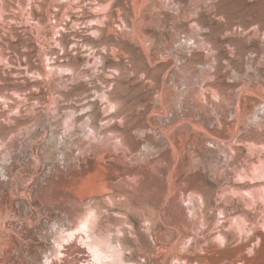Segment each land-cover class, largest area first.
<instances>
[{
  "label": "rangeland",
  "instance_id": "rangeland-1",
  "mask_svg": "<svg viewBox=\"0 0 264 264\" xmlns=\"http://www.w3.org/2000/svg\"><path fill=\"white\" fill-rule=\"evenodd\" d=\"M0 7V264H91L73 241L52 255L89 201L129 264H264L238 179L264 161V0Z\"/></svg>",
  "mask_w": 264,
  "mask_h": 264
},
{
  "label": "bare ground",
  "instance_id": "bare-ground-1",
  "mask_svg": "<svg viewBox=\"0 0 264 264\" xmlns=\"http://www.w3.org/2000/svg\"><path fill=\"white\" fill-rule=\"evenodd\" d=\"M2 13H3V10L0 7V19L2 18V15H3ZM89 22H92V20H90ZM56 31L58 32L59 29H57ZM59 46L63 50L62 45L59 44ZM47 60L50 61L51 58L48 57ZM95 62H96V60H95ZM46 67H47L46 68V71H47L46 74L47 75L53 74V73L61 74V73L67 72V71L72 72V70L68 66L50 65L48 63V65ZM37 76L41 77L42 74L38 73ZM108 106H109V108H111L113 106V103L109 100H108ZM72 114H74V113H72ZM94 134L92 136V140L93 139L97 140V138H99V137H96L97 135L95 132H94ZM94 140H93V143L95 142ZM97 143H95V144H97ZM96 163H97V161H96ZM99 168H97V169H99ZM93 179L90 181V187L99 189L97 191L96 196L100 197L102 199L101 202L104 203L106 206L112 205L113 199L109 195H106V193H105V195H102L103 191L107 188L106 187V184H107L106 180L105 181H99V179H98V181H97V179H95V180H93ZM238 179L241 181H247L250 184V187L241 191V195L243 197H245L249 201V203H254L255 201H259L262 203V205H264V161H259L258 163L252 164L249 172L247 174H239ZM81 183H82V185H79L78 189H80V188L82 189L84 180ZM94 191H95V189H94ZM92 192H93V190H92ZM75 194L76 193H74V195ZM77 195L78 194H76L75 196H77ZM77 199H78V197H77ZM77 201L79 202V200H77ZM84 205L85 206L83 208V212L80 216L77 217L76 222H75L73 227L67 228L64 231L58 230L53 235L54 252L52 253V255H54L55 257L57 256V254L62 255L63 254L62 249L64 248V244L65 243L67 244V243H70L71 241H73V242L78 243V245H81L82 248L86 249V251L88 252V254L91 258L90 259L91 264H97V260L94 259V252L89 251V249H93L95 251V253L98 255L99 264H129V262H127L124 258L125 257V248H124V244L121 240L123 231L121 229L117 228L115 234H112L109 231L102 232L99 229V207H100L99 203L89 201V203H87V204L84 203ZM82 225H86V227H87L86 231L82 228ZM259 225H260V228L263 229L264 228V221H262ZM128 228H130V227H128ZM236 228L239 231H242L243 228H245L246 232L252 230V228H250V227L247 228L245 226V221H243V218L239 219V222L237 223ZM146 230H148V227H146ZM217 239L219 242L224 241L223 236L220 234H218ZM136 241H138V240H136ZM45 264H53L52 256L46 257Z\"/></svg>",
  "mask_w": 264,
  "mask_h": 264
},
{
  "label": "built area",
  "instance_id": "built-area-1",
  "mask_svg": "<svg viewBox=\"0 0 264 264\" xmlns=\"http://www.w3.org/2000/svg\"><path fill=\"white\" fill-rule=\"evenodd\" d=\"M255 56H256V54H254V53H249V54L246 56L245 60H249V61H251L252 59L255 58ZM258 106H259L258 108H260V107L263 108L264 104H259ZM259 113H260L261 116H263V115H264V110L259 111Z\"/></svg>",
  "mask_w": 264,
  "mask_h": 264
},
{
  "label": "snow or ice",
  "instance_id": "snow-or-ice-1",
  "mask_svg": "<svg viewBox=\"0 0 264 264\" xmlns=\"http://www.w3.org/2000/svg\"><path fill=\"white\" fill-rule=\"evenodd\" d=\"M82 228L86 231L87 227L86 225H82ZM89 251H93L94 252V259L97 260V264H99V257L98 255L95 253V251L93 249H89Z\"/></svg>",
  "mask_w": 264,
  "mask_h": 264
}]
</instances>
